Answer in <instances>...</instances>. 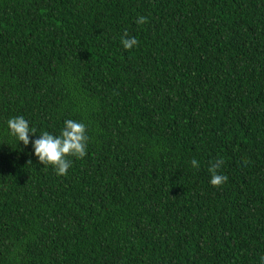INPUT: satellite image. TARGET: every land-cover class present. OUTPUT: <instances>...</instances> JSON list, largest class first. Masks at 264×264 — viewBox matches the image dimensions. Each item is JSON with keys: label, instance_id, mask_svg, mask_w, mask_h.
Segmentation results:
<instances>
[{"label": "trees", "instance_id": "trees-1", "mask_svg": "<svg viewBox=\"0 0 264 264\" xmlns=\"http://www.w3.org/2000/svg\"><path fill=\"white\" fill-rule=\"evenodd\" d=\"M18 116L86 156L58 176ZM262 258L264 0H0V264Z\"/></svg>", "mask_w": 264, "mask_h": 264}, {"label": "clouds", "instance_id": "clouds-1", "mask_svg": "<svg viewBox=\"0 0 264 264\" xmlns=\"http://www.w3.org/2000/svg\"><path fill=\"white\" fill-rule=\"evenodd\" d=\"M147 18L139 16L136 20L137 24L147 23ZM121 43L125 50H131L138 46V40L135 37H128V33H124ZM64 128L59 136H54L47 131H43L40 135H36V129L30 128L29 123L22 116L10 118L7 121L9 134L23 143L27 147L30 143L34 149V155L38 158L40 164L44 167L51 166L58 176H65L72 165L70 157L83 159L87 154V144L89 137L86 134V126L71 119L64 121ZM31 136H38L35 140H30ZM31 164V160L28 162ZM193 168H198L199 163L193 159L191 161ZM222 161L213 162L208 171L210 173V183L213 187H222L228 177L218 173ZM264 264V258H262Z\"/></svg>", "mask_w": 264, "mask_h": 264}]
</instances>
